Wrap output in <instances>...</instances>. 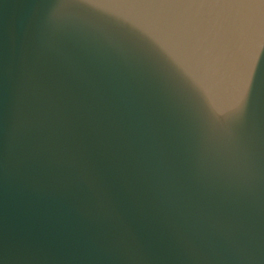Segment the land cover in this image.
<instances>
[{"label": "water", "instance_id": "1", "mask_svg": "<svg viewBox=\"0 0 264 264\" xmlns=\"http://www.w3.org/2000/svg\"><path fill=\"white\" fill-rule=\"evenodd\" d=\"M246 217L264 264V0H0V264H77L73 204ZM75 154L82 188L59 161Z\"/></svg>", "mask_w": 264, "mask_h": 264}, {"label": "clouds", "instance_id": "2", "mask_svg": "<svg viewBox=\"0 0 264 264\" xmlns=\"http://www.w3.org/2000/svg\"><path fill=\"white\" fill-rule=\"evenodd\" d=\"M58 163L66 186H85V171L75 154ZM128 168L161 189L157 204L95 212L73 204L70 245L77 264H234L240 258L249 239L248 218L189 212L149 176L147 161L126 152L116 170Z\"/></svg>", "mask_w": 264, "mask_h": 264}]
</instances>
